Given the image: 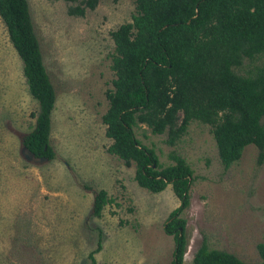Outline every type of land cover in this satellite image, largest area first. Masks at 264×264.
<instances>
[{"label":"rangeland","instance_id":"obj_1","mask_svg":"<svg viewBox=\"0 0 264 264\" xmlns=\"http://www.w3.org/2000/svg\"><path fill=\"white\" fill-rule=\"evenodd\" d=\"M44 63L56 92L51 144L55 158L36 159L23 136L36 121L38 103L29 93L23 63L0 17V264H169L175 241L165 221L180 200L169 184L160 192L140 186L136 165L107 150L112 139L102 120L106 92L115 77L111 32L136 14V0H99L84 16L68 13L66 0H28ZM264 52L244 58L235 70L251 74ZM140 141L153 147L163 165L170 152L193 169L186 219L188 247L183 264L207 240L254 264L264 242V163L258 148L245 147L225 168L212 126L193 120L176 145L167 133L137 127ZM105 189L113 201L101 216L94 197Z\"/></svg>","mask_w":264,"mask_h":264},{"label":"trees","instance_id":"obj_2","mask_svg":"<svg viewBox=\"0 0 264 264\" xmlns=\"http://www.w3.org/2000/svg\"><path fill=\"white\" fill-rule=\"evenodd\" d=\"M68 13L84 16L99 0H66ZM136 14L111 32L114 41L113 87L102 116L109 153L136 165L135 179L149 191L169 184L180 200L165 221L175 241L169 264H183L188 247L186 219L193 169L184 156L163 165L153 147L144 145L136 128L146 125L154 134L167 133L176 145L194 120L210 124L221 162L229 168L246 146L258 148L264 163V64L251 74L235 70L244 58L264 52V0H136ZM0 17L23 63L29 93L38 103L33 128L23 144L36 157L55 158L51 144L54 85L47 72L28 0H0ZM113 201L105 189L96 192L93 213L101 216ZM101 237L94 254L101 249ZM264 264V242L258 244ZM194 264H250L234 253L211 248L203 240Z\"/></svg>","mask_w":264,"mask_h":264},{"label":"water","instance_id":"obj_3","mask_svg":"<svg viewBox=\"0 0 264 264\" xmlns=\"http://www.w3.org/2000/svg\"><path fill=\"white\" fill-rule=\"evenodd\" d=\"M22 144H23V141H22ZM23 147H24V149L28 152V154H30L32 157H34V158H36V159H48V158H46V157H36L35 155H34V153H32L24 144H23ZM49 160V159H48Z\"/></svg>","mask_w":264,"mask_h":264}]
</instances>
